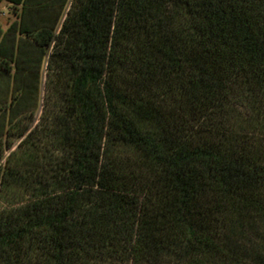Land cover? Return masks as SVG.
I'll return each instance as SVG.
<instances>
[{"label": "trees", "instance_id": "obj_1", "mask_svg": "<svg viewBox=\"0 0 264 264\" xmlns=\"http://www.w3.org/2000/svg\"><path fill=\"white\" fill-rule=\"evenodd\" d=\"M63 16L0 39V264H264V0Z\"/></svg>", "mask_w": 264, "mask_h": 264}, {"label": "crops", "instance_id": "obj_2", "mask_svg": "<svg viewBox=\"0 0 264 264\" xmlns=\"http://www.w3.org/2000/svg\"><path fill=\"white\" fill-rule=\"evenodd\" d=\"M64 7L61 0H0V39L12 25H17L18 30L20 24L34 27L35 24L56 21Z\"/></svg>", "mask_w": 264, "mask_h": 264}, {"label": "rangeland", "instance_id": "obj_3", "mask_svg": "<svg viewBox=\"0 0 264 264\" xmlns=\"http://www.w3.org/2000/svg\"><path fill=\"white\" fill-rule=\"evenodd\" d=\"M60 1V0H58ZM71 2L72 0H61V3H63L65 5V9H64V16L62 17L61 23L60 25H58V28L55 30L56 34L59 33V29L61 28V24L63 22V18L65 17L67 11L69 10L70 6H71ZM52 47H50L49 53L46 55V57L44 58L43 64H42V68H41V75H40V99H39V105H38V110H36V121H38L37 118H40V115L43 112L44 109V104L47 101L48 98V93H49V83H48V79L49 76L52 79V74L56 72L57 70V65L53 66V70L50 68L51 67V51H52ZM52 73V74H51ZM49 84V85H48ZM53 95V94H52ZM53 98H49L48 101H51V103L56 102V95L52 96ZM35 121V122H36Z\"/></svg>", "mask_w": 264, "mask_h": 264}]
</instances>
